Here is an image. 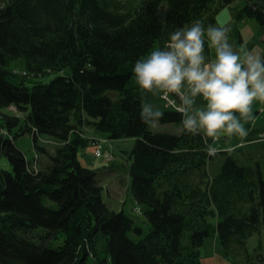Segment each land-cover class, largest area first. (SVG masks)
Segmentation results:
<instances>
[{
  "label": "trees",
  "instance_id": "obj_1",
  "mask_svg": "<svg viewBox=\"0 0 264 264\" xmlns=\"http://www.w3.org/2000/svg\"><path fill=\"white\" fill-rule=\"evenodd\" d=\"M238 1L235 24L222 31L242 41V20L264 26V0H0V160L12 166L0 167V264H106L101 239L111 264H202L210 236H219L233 264H264L262 245L248 246L264 229V147L209 155L214 138L199 124L186 128L185 113L161 89H140L133 72L137 60L165 50L171 34L197 21L203 32L216 28ZM20 59L31 77L68 67L72 75L29 86L11 68ZM10 108L15 116L4 111ZM155 122L181 133L155 132ZM86 127L111 141L134 140L129 195L147 208L148 231L108 207L98 170L79 161L92 142ZM26 134L48 155L40 170L17 146ZM42 138L60 143L53 154Z\"/></svg>",
  "mask_w": 264,
  "mask_h": 264
},
{
  "label": "rangeland",
  "instance_id": "obj_2",
  "mask_svg": "<svg viewBox=\"0 0 264 264\" xmlns=\"http://www.w3.org/2000/svg\"><path fill=\"white\" fill-rule=\"evenodd\" d=\"M243 6V2H236L232 4L231 7L224 9L217 18L216 28L219 30H227V28L235 24L234 12ZM238 28L241 31L242 41L237 37L226 36L224 43H226L230 50L238 55L239 63H241L242 70H246L248 67V60H259L262 66H264V26L260 25L256 20L244 19L238 23ZM208 31H204L203 38L207 39L209 45L211 40L207 35ZM204 55V63H209L215 59V50L210 48L209 53H202ZM11 68L15 71L16 74L20 76L27 77V84L33 86L36 83H49L53 79L59 76L69 77L72 75L71 68H65L60 72H51L48 74L40 75L37 77H31L26 73V63L25 60L20 59L11 63ZM183 87V86H182ZM187 89V87H186ZM189 90V88H188ZM187 90V91H188ZM190 91V90H189ZM185 91H182L180 95L185 94ZM166 100L168 97H171L167 93ZM182 98V97H181ZM184 99V98H183ZM186 99L189 105V115L192 118H195L199 122V117L197 116V110H206L207 101H205L202 95H197L192 97L190 94L186 95ZM185 101V100H184ZM174 103V102H173ZM169 105L173 106L172 103L168 102ZM175 107H180L178 104L174 103ZM264 109V102L259 100H254L251 105L250 117L242 116L240 113H233L236 121L243 126L245 132L249 131L252 122L257 118V111ZM8 115L15 116L17 109L10 108L4 110ZM186 113V116H187ZM20 116L25 121V114H20ZM155 132L161 133H170V134H180L181 128L175 124H162L160 122H155L153 126ZM84 136L89 138L92 142L85 148L79 150V161L85 167H89L93 170H98V179L104 187L103 200L110 207V209L115 211H125L126 214L135 219L139 224H141L146 231L149 230V225L147 224V218L145 212L147 208L143 205L137 204L134 199L129 195V161L128 154L133 148L134 140H120V141H111L105 137L97 136L93 133L91 128H84ZM218 139L214 141L215 147L226 143V136L230 137L232 144L242 143L246 139V136L241 138L238 133L233 132L231 135L227 134L225 131L221 130L217 133ZM104 145L105 150L111 152L112 158L106 160L103 157L96 156L97 147L99 143ZM259 142V144H255ZM17 146L25 153L28 160L31 162V165L37 169H42L48 164V155L40 154L35 148L33 139L30 134H26L17 139ZM39 143L44 147L49 154H53L56 148L60 145L57 140L50 138H42L39 140ZM255 144V145H251ZM229 147H232L229 145ZM264 147V139H259L256 141L249 142L247 146H244L243 149L254 150L257 148ZM224 149V148H219ZM224 150H230L229 148ZM0 167L2 169L12 171V166L6 158L0 160ZM130 236L138 240L140 239L135 233H130ZM63 242L61 240L56 241L53 247L59 246ZM103 239L99 243V255L100 258L106 260V264H111L105 257L103 252ZM262 245V252L264 254V229L262 228L260 232L255 233L248 241L249 250L254 252L259 246ZM202 253V264H233V261L225 257V251L222 246L219 236H210L205 239L204 245L201 249ZM238 262V261H237ZM243 262V261H242ZM241 264H245L242 263ZM94 260L91 258L88 261V264H93Z\"/></svg>",
  "mask_w": 264,
  "mask_h": 264
},
{
  "label": "clouds",
  "instance_id": "obj_3",
  "mask_svg": "<svg viewBox=\"0 0 264 264\" xmlns=\"http://www.w3.org/2000/svg\"><path fill=\"white\" fill-rule=\"evenodd\" d=\"M207 35L210 48L215 50L214 60L204 63V32L197 21L191 28L171 34L165 50H153L135 62L136 83L145 91L156 87L165 94H180L186 82L192 97L199 94L207 101L206 110H197V116L208 137L218 139L217 133L223 130L229 135L236 132L243 138L247 132L233 113L251 119L252 102H264V66L258 59H250L247 69L242 70L238 55L224 43L225 32L210 27ZM184 124L192 130L197 120L189 118ZM215 151L209 149L208 153L212 155Z\"/></svg>",
  "mask_w": 264,
  "mask_h": 264
},
{
  "label": "crops",
  "instance_id": "obj_4",
  "mask_svg": "<svg viewBox=\"0 0 264 264\" xmlns=\"http://www.w3.org/2000/svg\"><path fill=\"white\" fill-rule=\"evenodd\" d=\"M205 64H207V63H205ZM186 90V93H185V96H184V99H183V101H182V105L187 109V112H189V105H188V102H187V99H186V95L187 94H190V91L188 90L187 91V89H186V84H184L183 85V87H182V91H185ZM191 95V94H190ZM199 95V94H198ZM185 100V101H184ZM186 112V113H187ZM187 118L189 119V118H192L190 115H189V113H187ZM197 124H199V122H197ZM253 131H255V132H264V109H260V111H257V118L255 119V121H253L252 122V125H251V127H250V129H249V131H247V136H248V134H250L251 132H253ZM216 139H214V141H215ZM225 140H226V143H224V147L222 146V145H219V147L217 146V147H215V145H214V148H224V149H227V148H229V149H233V148H236V147H240L241 145H242V143H237V144H232V140H231V138L230 137H228V136H226V138H225ZM244 141V140H243ZM242 141V142H243ZM252 142V141H251ZM249 143V142H248ZM255 144H259V142H256ZM255 144H251V145H255ZM229 145L230 146H232V147H229ZM248 145V144H247ZM246 145V146H247ZM244 147V146H243ZM262 148V147H261Z\"/></svg>",
  "mask_w": 264,
  "mask_h": 264
},
{
  "label": "built area",
  "instance_id": "obj_5",
  "mask_svg": "<svg viewBox=\"0 0 264 264\" xmlns=\"http://www.w3.org/2000/svg\"><path fill=\"white\" fill-rule=\"evenodd\" d=\"M111 152L105 150L103 142L98 144L96 156L103 157L106 160H110L112 158Z\"/></svg>",
  "mask_w": 264,
  "mask_h": 264
},
{
  "label": "water",
  "instance_id": "obj_6",
  "mask_svg": "<svg viewBox=\"0 0 264 264\" xmlns=\"http://www.w3.org/2000/svg\"><path fill=\"white\" fill-rule=\"evenodd\" d=\"M166 14H167V12H162V13L160 14V17H161L162 21H165V19H166Z\"/></svg>",
  "mask_w": 264,
  "mask_h": 264
}]
</instances>
